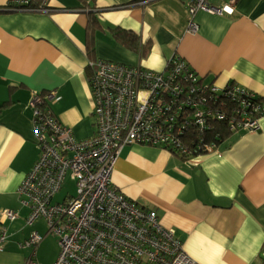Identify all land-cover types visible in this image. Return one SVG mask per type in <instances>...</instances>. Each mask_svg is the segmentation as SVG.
<instances>
[{
  "label": "crops",
  "instance_id": "crops-1",
  "mask_svg": "<svg viewBox=\"0 0 264 264\" xmlns=\"http://www.w3.org/2000/svg\"><path fill=\"white\" fill-rule=\"evenodd\" d=\"M190 1L50 0L51 11L36 12L0 0V226L8 233L0 264H24L30 250L18 243L33 232L43 237L38 264H52L59 253L42 219L26 224L29 210L18 193L40 153L32 91L47 98L46 107L77 139L95 130L89 61L162 71L178 56L205 83L234 82L264 99V0H235L232 14L198 10L195 31L187 28ZM114 29L134 33L140 50L117 42ZM111 181L175 229L198 264H264V116L257 130L236 131L187 160L159 146L126 145ZM5 209L18 216L5 219Z\"/></svg>",
  "mask_w": 264,
  "mask_h": 264
},
{
  "label": "built area",
  "instance_id": "built-area-1",
  "mask_svg": "<svg viewBox=\"0 0 264 264\" xmlns=\"http://www.w3.org/2000/svg\"><path fill=\"white\" fill-rule=\"evenodd\" d=\"M50 0H6V8L49 12ZM235 0L214 5L191 0L188 30H197L192 16L198 11L232 14ZM88 81L93 97L94 133L77 139L46 107V97L31 92L33 127L40 153L22 179L18 193L29 210L26 224L43 218L47 233L56 238L59 253L52 264H198L184 250L173 228L158 221L155 210L126 197L111 175L124 146L140 143L164 148L175 141L171 130L181 131V119L210 127V118L223 119L231 131L257 130L264 102L234 82L218 87L203 79L178 56L162 71L109 60L89 61ZM49 91L48 97L54 96ZM249 100H253L250 102ZM238 105L228 108L227 102ZM180 133V132H179ZM208 152L217 147L198 146ZM179 150L186 152L182 146ZM67 176L74 192H60ZM14 220L18 213L5 209ZM8 233L0 226V251ZM43 237L31 233L18 243L30 250L24 264H38L35 250Z\"/></svg>",
  "mask_w": 264,
  "mask_h": 264
},
{
  "label": "trees",
  "instance_id": "trees-1",
  "mask_svg": "<svg viewBox=\"0 0 264 264\" xmlns=\"http://www.w3.org/2000/svg\"><path fill=\"white\" fill-rule=\"evenodd\" d=\"M113 37L117 42L127 49L133 51L140 50L138 47V38L132 32L123 29H114ZM254 99H256V102H264V99L259 96ZM249 101L253 102V100ZM4 106L5 105L0 106V110ZM226 106L228 108L238 107V105L231 101H228ZM181 121L183 124H181V131H179L180 133L176 130H171L175 141L168 142L164 146V149H167L169 152L184 160L189 159L191 156L207 153V150L201 149L198 146L201 147L205 144L212 143L215 145V147H218L224 140L228 138V136L234 133V131L229 130V126L223 119L216 118L215 120L210 118V127L205 125H196L194 123H187L184 118H182ZM180 146L184 147L187 153L179 150Z\"/></svg>",
  "mask_w": 264,
  "mask_h": 264
},
{
  "label": "rangeland",
  "instance_id": "rangeland-1",
  "mask_svg": "<svg viewBox=\"0 0 264 264\" xmlns=\"http://www.w3.org/2000/svg\"><path fill=\"white\" fill-rule=\"evenodd\" d=\"M66 192H69L70 194L74 192V181L69 176H67L65 182L62 184V188H61L60 192L55 195L54 199L55 200H61V198L63 197V195ZM40 219H42V220H40L41 221V227H40L41 230H45L46 229V231H47L46 221L43 218H40ZM50 236H52V235H50ZM55 240H56V238H55Z\"/></svg>",
  "mask_w": 264,
  "mask_h": 264
}]
</instances>
